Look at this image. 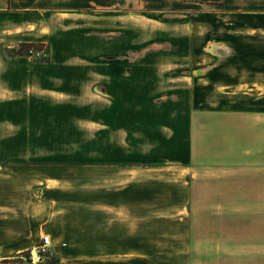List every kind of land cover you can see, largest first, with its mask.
I'll return each instance as SVG.
<instances>
[{"label": "crops", "instance_id": "obj_1", "mask_svg": "<svg viewBox=\"0 0 264 264\" xmlns=\"http://www.w3.org/2000/svg\"><path fill=\"white\" fill-rule=\"evenodd\" d=\"M221 2L237 14L229 33L240 43L223 48V57L234 52L221 85L243 94L231 103L249 105L199 109L187 104V86L170 90L175 78L146 53L118 73L112 55L129 49L137 31L119 30L118 17L130 13L117 7L134 0H0V167L41 154L113 170L72 178L91 184L78 194L45 199L38 189L56 187L46 179L33 193L14 186V202L0 176V264L43 233L56 253L51 264H264V0ZM21 41H46L48 57L5 54ZM175 163L205 174L145 171ZM72 200L75 237L59 219L74 213Z\"/></svg>", "mask_w": 264, "mask_h": 264}, {"label": "rangeland", "instance_id": "obj_2", "mask_svg": "<svg viewBox=\"0 0 264 264\" xmlns=\"http://www.w3.org/2000/svg\"><path fill=\"white\" fill-rule=\"evenodd\" d=\"M117 11L118 13H130L127 18L118 17L119 30L129 25L133 27L134 31H137L129 49L118 50L116 55H112L114 58L111 59L117 61L118 73H122L121 71L127 65L141 63V59L146 53L150 59L154 58L156 61H160L166 75L175 78L172 81L176 84L168 86L171 88L170 90L181 84L183 87L187 86L188 99H192V101L188 100L187 104L199 109L207 106L208 108H222L249 105L242 102L231 103L229 101L232 98L231 94L240 99L244 98L243 94L240 92L230 94L229 88L221 85L222 74H225L221 70L222 64L231 62L233 56L229 52H234L226 49L227 53L223 57V48L225 46L239 48L238 45H240L237 36H231V33H229L238 30L237 22H234L237 20V14L228 6H224L221 0H134L133 6H119ZM141 29L145 31L139 33ZM21 42L17 45H5V54L25 55L35 61L48 57L49 45L46 41H25L29 45L20 53L17 50L20 48ZM108 57L109 55H103V61L110 60ZM158 58L162 60H158ZM206 65H209V69L204 68ZM99 88L108 93L104 87ZM158 98L160 101L166 102V97L164 98L163 94H160ZM206 99L210 101L206 102ZM38 155L41 154H37L31 159L2 162L0 176H5L3 178L7 180V183L3 184L6 188L7 201L14 202L13 197L19 198V193L13 191L14 186L22 185L23 191L28 192L30 190L33 193V190L36 191L34 187L37 184L41 186L44 184V181H42L43 183H36V180L44 179L47 180V184H55L56 187H49L47 191L46 189H38L43 198L55 196V190L60 196L65 195L64 191H73L78 194V190H83L91 184L75 182L72 179L75 176L77 178L79 174L92 176L94 173L104 174L113 171L109 168L63 166L60 164L61 162L56 161L55 157V159L53 157L43 159ZM160 164L162 163L159 162L156 165ZM174 165L158 169L163 166L162 164V166H154L145 171L152 176L205 174L204 168L197 172L191 168L184 169L183 166H179L177 163ZM13 175H21L23 182L20 184L14 182ZM203 178H197L196 186L197 190L204 192L205 182ZM0 187L2 188L1 184ZM62 190H64V193H62ZM197 201L199 206L204 205V198H198ZM68 203L72 208L70 212L74 213H70L67 217L55 216V219L58 217H60L59 219L67 218V228H70L68 235L75 237L79 221L77 214L78 202L72 200ZM155 217H151L149 224L158 222ZM197 217L201 218L199 222L204 221V214ZM39 254V264H51V261L56 259V253L51 243L44 248H39ZM29 258V250H26L19 256L9 258L3 264H33L29 261Z\"/></svg>", "mask_w": 264, "mask_h": 264}, {"label": "built area", "instance_id": "obj_3", "mask_svg": "<svg viewBox=\"0 0 264 264\" xmlns=\"http://www.w3.org/2000/svg\"><path fill=\"white\" fill-rule=\"evenodd\" d=\"M51 243V237L50 234L48 233H43L40 238L39 244L32 246L29 248V261L33 264H39L38 262L40 261V254H39V248H44Z\"/></svg>", "mask_w": 264, "mask_h": 264}, {"label": "trees", "instance_id": "obj_4", "mask_svg": "<svg viewBox=\"0 0 264 264\" xmlns=\"http://www.w3.org/2000/svg\"><path fill=\"white\" fill-rule=\"evenodd\" d=\"M28 45H29L28 42H25V41H24V42H21V44H20V48H19L17 51L20 52V53L23 52L22 50L25 49L26 46H28ZM21 254H22V253H21ZM18 256H19V255H18ZM8 259H9V258L4 259V260L2 261V264L5 263V262H7ZM55 260H56V259H54V260L51 261V262H54Z\"/></svg>", "mask_w": 264, "mask_h": 264}]
</instances>
